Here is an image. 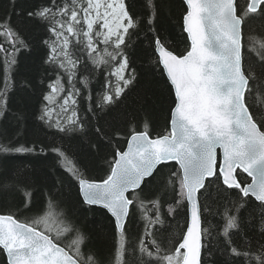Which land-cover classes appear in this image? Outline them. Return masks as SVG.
<instances>
[{
  "label": "snow or ice",
  "instance_id": "1",
  "mask_svg": "<svg viewBox=\"0 0 264 264\" xmlns=\"http://www.w3.org/2000/svg\"><path fill=\"white\" fill-rule=\"evenodd\" d=\"M18 3L0 12V264H264V39H246L264 36V0H180L182 51L157 28L162 0ZM144 42L151 96L136 91ZM34 47L39 83L18 81ZM17 90L31 91V111L11 107ZM28 156L52 159L56 179L8 163ZM83 156H100L105 175L90 178ZM73 190L110 218L104 244L80 226ZM173 222L180 235L165 239Z\"/></svg>",
  "mask_w": 264,
  "mask_h": 264
},
{
  "label": "trees",
  "instance_id": "2",
  "mask_svg": "<svg viewBox=\"0 0 264 264\" xmlns=\"http://www.w3.org/2000/svg\"><path fill=\"white\" fill-rule=\"evenodd\" d=\"M34 0H19L17 5L18 9H27L31 7ZM240 4L243 5L244 0H239ZM8 0H0V12L8 11ZM180 16V0H162V9L161 14L157 20V28L159 33L166 44L169 47L183 50L184 41L182 39V33L180 27L178 26V18ZM14 21L18 26L22 28V30L28 32L33 37L40 35V33L27 25L26 23L18 20L16 17H13ZM248 40V46L252 47L253 44L258 48L259 41L264 39V36L261 35L260 30L251 32V34L246 37ZM42 52L38 47H34L31 53H24L19 56V64L17 66V71L15 72L16 79H30L36 83H39L40 77L42 76V70L40 67V57ZM255 55V53H253ZM149 53L147 52V43H140L137 51L133 57L134 59V67H136L137 71L140 73L139 81L136 85V91L148 93L150 96L156 93L157 84L156 77L153 76L150 71L149 64ZM102 80V77H100ZM93 89H98L100 87L99 83L95 80L92 85ZM135 92L131 93L130 96H134ZM35 106V98L32 95L31 91L29 92H21L17 90L16 93L13 94L11 99V107L16 110L21 111H31V109ZM164 121L162 116L156 118V121L153 125V135L157 132L163 131ZM32 129H31V121L28 122L26 126V135L22 139L31 140L33 139ZM82 149L78 144H73L71 146L70 159L72 158V153L79 154ZM105 150L101 149L100 156L105 155ZM100 156H83L81 159L84 160V163L88 167V176L92 179L99 180L105 175L103 169L106 167L103 164V160ZM8 163L12 166H28L30 169L34 170L37 177L47 178L49 182L56 179V176L52 174L54 161L52 159H46L43 157H18L13 158L8 161ZM66 166L70 167V164L67 162ZM167 171V170H166ZM217 195L216 188H212V196L215 197ZM66 196L68 198V202L73 208L76 219L78 220L80 226L87 233H91L93 236V244L102 245L106 241L110 239V234L112 231V223L110 218L105 214L104 211L93 208L89 209L86 206L80 207L76 204L77 194L75 190L71 193L66 192ZM37 199L39 197L37 196ZM201 201L203 203V197H201ZM181 225L184 224V214L181 212L180 216L177 218ZM212 218L205 214L206 226H208L207 222ZM139 217L129 225L131 236L130 239H135L138 231L142 230L138 228ZM168 231L165 233V239H175L180 235V229L176 227L175 222H173L170 226H165ZM205 259H207V253L205 254Z\"/></svg>",
  "mask_w": 264,
  "mask_h": 264
},
{
  "label": "water",
  "instance_id": "3",
  "mask_svg": "<svg viewBox=\"0 0 264 264\" xmlns=\"http://www.w3.org/2000/svg\"><path fill=\"white\" fill-rule=\"evenodd\" d=\"M218 151H219V150H218ZM248 179H249V182H250V179H251V178H248ZM97 209H99V208H97ZM100 210L104 211L103 209H100Z\"/></svg>",
  "mask_w": 264,
  "mask_h": 264
}]
</instances>
